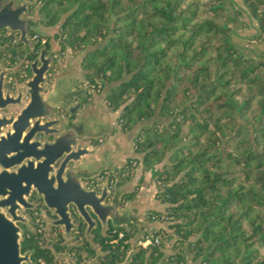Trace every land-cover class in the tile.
Wrapping results in <instances>:
<instances>
[{
    "label": "trees",
    "instance_id": "obj_1",
    "mask_svg": "<svg viewBox=\"0 0 264 264\" xmlns=\"http://www.w3.org/2000/svg\"><path fill=\"white\" fill-rule=\"evenodd\" d=\"M36 3L135 130L134 150L169 205L156 212L181 237L173 264L187 249L203 264H264V49L243 51L231 36L233 9L243 37L264 41V0Z\"/></svg>",
    "mask_w": 264,
    "mask_h": 264
},
{
    "label": "water",
    "instance_id": "obj_2",
    "mask_svg": "<svg viewBox=\"0 0 264 264\" xmlns=\"http://www.w3.org/2000/svg\"><path fill=\"white\" fill-rule=\"evenodd\" d=\"M34 1L0 0V30H16L20 34V41L30 44L33 43L30 41L32 31L41 35L52 33L43 25L44 14H38L30 7ZM55 43L52 42L47 56L43 49L41 55L31 63L33 76L26 82L30 95L27 103L20 111H12L10 117L0 116V125H12L8 136L0 137V146L9 142L13 152L11 158L6 154L7 150H0V163L3 166L0 169V264H22V259H29V252L23 256L20 253L18 231L21 228L16 225L15 219L22 218L17 209L29 205L28 197L34 191L55 209L57 218L48 220L53 225H63L67 229L75 227L71 217V207L74 206L88 223L87 231L93 228V221L97 222L91 213L103 222L111 220L115 226L129 229L132 224H137L140 226L139 235L153 226L149 222H142L140 216L136 218L130 210V202L126 208H122L126 191L119 187L128 179V175L119 178L122 166L126 165L124 157L131 155L127 151L122 154L117 152L116 155L106 144L101 147L80 144L81 139L104 136L114 129L115 125L109 124V112L105 108L93 113L94 108L99 109L95 99H103L107 94L103 95L104 91L95 93L94 99L80 114L81 102H74L86 92V86H77L81 81L80 77H76L80 73L79 66L67 68L68 64L63 61H60L53 82L44 86L52 63L61 59L59 54L54 56L62 50L61 47L54 50ZM11 71H15V68L0 72V109L22 104L21 86L13 93L7 91L4 94L2 90L3 73ZM61 107L68 110L66 119L52 118ZM59 121L62 125L57 127ZM26 129L27 132L23 133ZM38 134L56 136L53 140H43L37 137ZM126 148L131 150V146ZM13 165L17 167L10 169ZM106 169H111L118 177L113 189H109L106 182L99 192L98 188H87L82 182L83 179L99 176ZM109 197L110 201L104 203ZM6 211L13 217L9 218Z\"/></svg>",
    "mask_w": 264,
    "mask_h": 264
},
{
    "label": "flooded vegetation",
    "instance_id": "obj_3",
    "mask_svg": "<svg viewBox=\"0 0 264 264\" xmlns=\"http://www.w3.org/2000/svg\"><path fill=\"white\" fill-rule=\"evenodd\" d=\"M43 25L47 26L50 32L56 30V33L54 35L53 32L49 35H41L32 31L30 33V41L33 43L31 44L20 41V34L16 30L9 28L0 30V72L9 68H15V71L3 73L2 90L5 94L7 91L13 93V91L17 90L18 86L23 88L22 104L0 109V116L6 115L10 117L12 111H20L21 107L29 100L30 95L26 82L33 76L31 63L36 57L41 55L43 49L46 50L47 56L50 53L52 42H56L54 50L57 51L58 48H62L61 51L54 54V56H57V54L61 55V59L52 63L53 66L48 71V80L44 83L45 87L50 82H53L54 74L60 68V61H65L67 57L68 47L65 49V46L68 45H63L61 42L60 28L53 26L55 24H46L44 20ZM53 39L54 41H52ZM84 59L85 57L82 60L83 63ZM85 89L86 92L77 97L74 102H81L80 114L87 107L88 102L94 98L95 93H101L103 90L105 93L109 92L108 87L103 90L101 87L97 89L89 81ZM67 115L68 110L61 107L59 113L53 115L52 118L66 119ZM61 125L62 122L60 121L56 123L57 127ZM119 127L122 128L121 126ZM11 130V124L0 125V137L8 136V132ZM26 132L27 129L23 131V133ZM55 136V134H51L48 137H44L43 134L37 135L38 138H42L43 140H53ZM107 138L108 135L87 137L81 139L80 144L84 145L88 143L90 147H101V144L105 143ZM11 148L12 144L9 142L0 146V150H7L6 154L12 158L13 152ZM132 151L134 152L135 150ZM125 161L126 165L121 168V178L127 176L126 171L128 168L137 162L130 156L125 158ZM73 164L74 162L71 163V165ZM16 167L17 165H13L10 166V169ZM2 168L3 166L0 163V169ZM117 180L116 174L111 169H106L99 176L83 179L82 182L87 188H98L99 192H101V185H105L108 182L109 189H113ZM126 197L129 198L131 196L128 195ZM28 201V206H22V208L17 209L18 215H21L22 218L15 219L16 225L21 228L18 231L20 234V253L23 256L29 252V259H22V264H173L174 259L170 257L172 252L177 250V248L182 249L183 246L177 241L174 249L168 246L165 248L164 245H168V242L167 239L162 238L161 234H156L161 236L158 240L144 245L142 243L144 238L140 240L139 230L138 234L134 235V229H128L125 226H115L111 220L103 222L94 213L91 214L97 222L93 221V228L87 231L88 223L85 222L74 206L71 207V217L75 227L67 229L63 225H53L48 220L57 218L56 211L44 202V198L37 191H34L28 197ZM108 201H110V197L104 203H108ZM148 212V220L146 222L150 224V221H152L153 226L150 227L151 229L156 225L153 222L154 220L166 221L165 216L151 210ZM6 214L9 218L13 217L8 211H6ZM32 241L33 243L30 244ZM34 244H38L43 249L49 250L52 257H37V249ZM158 260H161V262L158 263Z\"/></svg>",
    "mask_w": 264,
    "mask_h": 264
},
{
    "label": "rangeland",
    "instance_id": "obj_4",
    "mask_svg": "<svg viewBox=\"0 0 264 264\" xmlns=\"http://www.w3.org/2000/svg\"><path fill=\"white\" fill-rule=\"evenodd\" d=\"M37 0H35L34 2H31L30 7L32 8V10H34L36 13L38 14H44L43 12L40 11L41 5L36 3ZM231 26H232V40L233 42H235L236 44H238L243 51L249 52L251 53L252 51L254 53H258L260 52L259 50H263L264 49V41H258L256 40V42H250L251 39L248 38V35L244 34L243 37V30L241 29L240 26V22H239V16L236 15V13H234L233 9H231ZM53 26H57V25H53ZM50 27V26H49ZM52 27V25H51ZM53 32V35L56 33L55 31H51ZM250 40V41H249ZM258 41V43H257ZM256 44V45H252ZM61 44V43H60ZM259 44V45H258ZM58 45V44H57ZM257 46V47H256ZM67 48V57L65 59L64 64H68L67 68L69 67H73V66H79V70H80V74L76 75V77H80L81 81L79 82V84L77 86L80 87H84L87 86V82L88 79L86 77V73H85V66L84 63L82 64H77L76 60L73 61L72 56L73 51L71 49V47L69 46H65V49ZM256 47V48H255ZM260 47V48H259ZM259 48V50H258ZM257 50V51H256ZM79 54V53H78ZM85 57L84 53L80 54V57ZM107 96L106 95L103 99V106L106 109V111L109 112V110H112L109 105H108V101H107ZM97 108H94L93 113H97V111H95ZM114 111V110H113ZM117 112H115V114H110L108 120H109V124L115 125L114 129L111 131V133H108L106 135H108V138L106 139L105 143H102L101 145L106 144V147H109L110 150L112 149V152H114V154L117 155V152H128L129 155H131L130 157L133 158V160L135 159L137 162L135 165H131L130 168H128V170L126 171V174H128V179L125 180V182L120 185L119 189L122 188L124 189L126 192L123 194V202H122V208H126V205L128 204V202H130V210L132 213H134V215L136 216V218H138L140 216V220L142 222H146L148 220L147 218V214H149L148 211H162V210H166L168 203L162 202V199L158 196L159 193V186H158V181L157 179L153 176L152 171L148 170L146 171L144 169L143 163L141 162L142 160V153L137 152V151H132L134 150V145L132 143V141L134 140V132L135 130H131V129H124L122 127V124L120 123V120L118 119L119 116V111L116 110ZM119 126H121L122 128H120ZM131 146V150H127L129 147ZM115 149V150H113ZM125 149V150H123ZM111 152V151H110ZM128 156L124 157L127 158ZM139 160V161H138ZM162 163L158 164L157 166H160ZM125 178H119V179H123ZM130 195L131 197H129V199L126 197ZM155 224H157V226H163L165 228H167V232L165 233V235H162V238H165V240L167 239L168 245H164V247L166 248L171 247V249L175 248V243L178 241L180 242V236L175 232V227H169L171 226V224L174 221H171L170 219L166 218V221H161V220H154L153 221ZM150 223L152 224V221H150ZM128 228V227H127ZM129 229H134V235L138 234V230H140V226L137 224H132L131 227H129ZM147 236L150 237H154L156 234L153 231V229H149L146 230V233H141L140 234V240H142L143 238H145ZM161 237V236H160ZM195 238V237H192ZM138 243V242H137ZM139 244V243H138ZM163 245V244H162ZM196 249H191V250H185L184 255H185V260L183 261V264H203L202 263V258L201 257H197L195 258V256L193 254H195ZM158 263L161 262V260L157 261Z\"/></svg>",
    "mask_w": 264,
    "mask_h": 264
},
{
    "label": "crops",
    "instance_id": "obj_5",
    "mask_svg": "<svg viewBox=\"0 0 264 264\" xmlns=\"http://www.w3.org/2000/svg\"><path fill=\"white\" fill-rule=\"evenodd\" d=\"M74 54V53H73ZM72 58H73V61L74 60H76V63L77 64H82L83 62H82V56L80 57V54H74L73 56H72ZM80 74V73H79ZM94 99V98H93ZM103 100L104 99H101V98H96L95 99V104L99 107V109H96L95 111H98V110H100V108H102V109H104V106H103ZM94 103H93V105L94 106H96ZM115 112H117V111H113V110H109V116H110V114H115ZM128 150V149H127Z\"/></svg>",
    "mask_w": 264,
    "mask_h": 264
},
{
    "label": "built area",
    "instance_id": "obj_6",
    "mask_svg": "<svg viewBox=\"0 0 264 264\" xmlns=\"http://www.w3.org/2000/svg\"><path fill=\"white\" fill-rule=\"evenodd\" d=\"M159 238H160L159 235H155L153 238L150 237V236H147V237H145V238L142 240V243H143L144 245H147V244H149L150 242H152V241H154V240H158Z\"/></svg>",
    "mask_w": 264,
    "mask_h": 264
}]
</instances>
